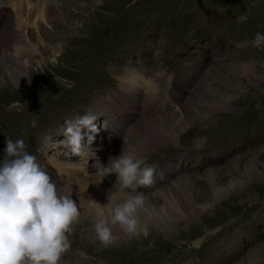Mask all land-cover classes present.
Listing matches in <instances>:
<instances>
[{
  "label": "rangeland",
  "instance_id": "374dc122",
  "mask_svg": "<svg viewBox=\"0 0 264 264\" xmlns=\"http://www.w3.org/2000/svg\"><path fill=\"white\" fill-rule=\"evenodd\" d=\"M46 4L50 16H61L53 24L63 35L71 37L77 23L84 29L69 38L71 45L68 39L64 45L54 37L52 42L60 45L55 55L51 53L55 44L38 42L34 62L26 68L12 57L15 43L7 44V51L0 46L13 72L30 71L20 86L0 85V163L10 138L22 139L41 165L51 157L69 166L55 177L50 175L58 194L71 196L80 210L68 234L71 246L59 264H264V45L252 44L257 32L264 34V0H46ZM25 9L23 19L30 20L34 11L29 14ZM11 14L0 11V39L17 33L16 16ZM42 25L45 34L47 23ZM34 29L29 23L24 26L29 34ZM43 57L52 63L43 61L45 65L38 67ZM246 61L251 62L239 67ZM45 66L53 75L39 74ZM135 69L139 70L135 76L157 81L160 99L149 110L141 95L136 110L125 106L120 114L110 96L121 95V77ZM52 79L56 86H47ZM224 80L241 86L234 91ZM227 92L235 94L233 107L211 111L210 102L220 101ZM107 99L104 103L109 106L100 109ZM152 110L162 114L166 127L173 122L177 141L148 147L155 123L151 128L143 126L141 118ZM89 112L102 120L95 122L99 133L86 152L89 168L76 170L72 163L78 159L69 157L59 141L65 139V121ZM204 113L206 119L200 117ZM112 117L116 122H111ZM124 147L156 169L154 183L137 189L150 194L152 202L137 213L139 234L129 235L118 224L110 225L116 241L105 247L94 231L97 217L90 199L97 202V198L78 180L84 182L86 173L96 171L94 152L103 153L101 165L107 166ZM211 170L213 178L207 176ZM59 175L62 181L57 180ZM104 175H109L104 181L111 188H118L117 174L103 168L90 177ZM105 215L110 218L107 211Z\"/></svg>",
  "mask_w": 264,
  "mask_h": 264
},
{
  "label": "clouds",
  "instance_id": "9594fccd",
  "mask_svg": "<svg viewBox=\"0 0 264 264\" xmlns=\"http://www.w3.org/2000/svg\"><path fill=\"white\" fill-rule=\"evenodd\" d=\"M252 44L257 48L264 45V34L257 32ZM98 119L89 112L65 121V139L59 143L73 155L81 156L85 136L90 145L95 139L93 134L99 131L95 123ZM35 124L33 121L32 126ZM4 152L6 157L0 163V264H59L71 246L68 234L80 217L78 205L71 196L58 194L57 184L37 157L26 150L22 139L8 138ZM97 164L101 165L99 161ZM101 167L107 173L117 174L116 187L132 190L115 204L110 190L106 206L90 199L97 217L96 238L107 247L116 241L110 225L118 224L129 235L140 233L137 213L144 206L145 197L137 189L154 183L156 169L144 158L126 152L125 147L119 156L110 157L108 165ZM105 208L112 209L110 218L106 217ZM143 231L147 236V229Z\"/></svg>",
  "mask_w": 264,
  "mask_h": 264
},
{
  "label": "bare ground",
  "instance_id": "6f19581e",
  "mask_svg": "<svg viewBox=\"0 0 264 264\" xmlns=\"http://www.w3.org/2000/svg\"><path fill=\"white\" fill-rule=\"evenodd\" d=\"M53 1H56V0H53ZM40 2L42 3V6L37 4L38 1L36 0H0V11H3V12H10V13H13L11 14V17L13 18L14 17L16 19V32H13L12 33V36L13 38H1L0 39V42L3 47V49L5 51L8 50V46L7 44H13L15 43V51L13 52V59H15L14 61L15 62H18V64L22 67H25L30 64L31 62H34L33 58L35 57L34 55H36V50H38V42H41L43 46H46V43L45 42H52L53 41V38L54 37H58L61 39L62 42H64V39H72L73 36H75L77 33L81 34L82 30L84 29V27H82L83 29L80 30L81 28V25L80 23H77L75 24V27L78 28L77 31L73 30V32H70V36L66 33L65 35L62 34V32H60L57 27L53 24V20L54 19H60L61 16H58V17H52L50 16L49 14L52 12V10H50L49 8H47V4H46V0H40ZM35 3V7L33 6ZM55 5V3H53ZM45 5V6H44ZM27 6V9H25L29 14L34 11V16L33 18H31L29 16V19L26 17L25 20L23 19L24 15H26L27 13L23 14V9L26 8ZM12 8L11 10L8 11V8ZM11 17H10V20H11ZM9 20V22H10ZM86 20V19H85ZM13 22V21H12ZM14 23V22H13ZM29 23V27L30 26H33L35 29L34 30H37L35 32H32V33H28L27 31L25 32L24 31V26L26 24ZM44 23H47V27H48V31L43 34L42 33V30H43V25L41 26V24H44ZM83 24V23H82ZM68 28L70 27L68 24H67ZM80 27V28H79ZM15 29V28H14ZM77 32V33H76ZM28 33V34H27ZM3 34H6V31L3 32L1 35ZM81 36V35H80ZM74 39V38H73ZM70 41V40H69ZM69 41H65L64 42V45L65 43H68ZM54 42V41H53ZM52 42V43H53ZM55 45L52 46V49L53 51H51V53L53 55H55L58 49V47H60V45H58L57 43H53ZM72 42L70 41L68 43V45H71ZM49 47V45H48ZM63 47V46H62ZM5 51H3L2 53H4ZM43 51V50H42ZM43 55V54H42ZM2 56H3V59H2ZM45 57V56H44ZM44 60H42L40 63H38V67H40V65L42 64L43 66L45 65V63L48 65V64H51L52 61H47L46 58H44ZM57 59V58H56ZM54 59L53 60V63H56V61H58L60 59V56L58 57V59L56 60ZM56 60V61H55ZM43 61H45V63H43ZM251 61H246V62H242V63H239L241 65H239V67L241 68H244L246 66H248L247 64L250 63ZM59 63V61H58ZM62 63V62H61ZM230 64V63H229ZM54 65V64H53ZM236 66V64H235ZM12 63L10 62L9 60V56L8 55H5V54H0V85L3 83V85H5L6 83H15L16 85L20 86L21 83H24L29 75H30V71H27V70H23V71H20L19 74H17V72H13L12 70ZM261 67V66H260ZM54 69V68H53ZM181 69V67H180ZM184 69V68H183ZM240 69V68H239ZM262 69V68H261ZM49 69H47V67L45 66L44 68H39V74H46L47 76H50L53 75V71H48ZM219 70V69H218ZM136 71H139L138 69H135V70H131L130 73L127 74V76H122L121 77V83L120 85L123 87V89H121L119 92L121 93V95L119 97H115L114 93L110 96V101H114L115 102V106L114 108L116 107V110L121 114L123 111H122V108H124L125 106H127L128 110H136L137 107H139V99H140V96L141 95H144L143 98H145V102L147 104V106L149 107V110L150 109H153V106L158 102V98H159V95L157 94L156 92V89H157V81L154 82V80L150 79V80H147L145 79L143 76L139 75L138 74V77L134 75V73ZM57 72V71H55ZM181 72V71H180ZM48 73V74H47ZM140 73H143L140 71ZM179 73V72H177ZM254 74H256L257 76H260L261 78L263 77L261 75V73L259 71H254L253 72ZM186 74V73H185ZM175 76V75H174ZM187 77V76H186ZM219 77V75H218ZM229 77V76H228ZM62 78V77H61ZM138 78V80H137ZM184 78V77H183ZM233 78V77H232ZM230 79V78H229ZM137 80V81H136ZM41 83L43 84L44 83V80L40 79ZM65 81V80H64ZM61 83V82H60ZM156 83V84H155ZM57 83H55V81L52 79V80H48L47 81V86H56ZM138 85H142V87L138 86ZM224 85H226L227 87H230L231 89H234V91H238L239 90V86L240 83L236 82L235 80H229V81H225L224 80ZM9 86V85H8ZM40 86V85H39ZM41 87V86H40ZM34 88V87H33ZM37 88V87H36ZM125 88L127 89V93L128 94H124L125 93ZM69 89V88H68ZM67 89V90H68ZM120 89V88H118ZM223 89V88H222ZM36 90V89H35ZM228 90V89H227ZM230 90V89H229ZM7 91V90H6ZM116 92V91H115ZM223 92V91H222ZM169 94V93H168ZM167 94V95H168ZM220 95V93L218 94ZM235 94H231V93H224V97H222L221 95L219 96L221 98L220 101H213V102H210V104L208 106H210V109L211 111L215 110V111H218V110H225V109H229V108H232L233 105L231 103L234 97ZM118 96V94H117ZM162 97V96H161ZM160 99V98H159ZM163 99V97H162ZM106 101H109V99L103 101L102 105L99 107L100 109H104L106 107L109 106V104H105L104 102ZM130 102H132L130 104ZM31 103V102H30ZM173 103V102H172ZM207 104V102H206ZM20 105V104H19ZM183 105H180V109H182ZM201 107H203V105H201ZM96 108V107H95ZM198 108V107H197ZM65 109V108H64ZM67 109H69L67 107ZM179 109V108H178ZM125 110V109H124ZM127 111V110H125ZM226 111V110H225ZM151 112V114H150ZM149 113H145L144 116H142V121H143V126H145V124L151 128L150 125H152V123L154 122L155 125H154V134H152V136H150L149 138V143H148V147L149 145H151L149 148L150 149H157L158 147H161L162 145L164 144H167L171 141H177V133H175L176 130V126L173 124L172 121H170V127H166V124H165V121H164V117L162 116V114L160 112H156L154 110L150 111ZM64 113V112H63ZM116 113V112H115ZM239 113V112H238ZM217 114V113H216ZM240 114V113H239ZM110 114L107 115V117H110L109 116ZM113 115V114H112ZM153 116V118H150V116ZM220 115V114H219ZM218 115V116H219ZM203 119H206L208 117V114L207 113H204V114H201V116ZM225 117V116H224ZM230 117V116H228ZM50 118V117H49ZM218 118V117H217ZM116 117H112V121L113 122H116L115 121ZM229 119V118H228ZM237 120V119H236ZM200 122V121H199ZM198 122V123H199ZM212 122V121H211ZM106 123V122H105ZM214 123V122H213ZM232 124V123H231ZM228 125V124H227ZM230 126V125H229ZM202 127V126H201ZM210 127V126H209ZM222 128V127H221ZM231 128V127H230ZM218 129V128H217ZM225 129V127H224ZM211 130V129H210ZM219 131V130H217ZM202 132V131H200ZM203 133V132H202ZM207 133V132H206ZM213 133V132H212ZM216 133V132H214ZM213 133V134H214ZM207 135V134H206ZM209 135V134H208ZM219 135V134H218ZM214 137V135H213ZM216 138V137H215ZM218 138V137H217ZM198 140V139H197ZM205 140V139H204ZM84 142H88L87 141V136H85V140ZM57 143V142H56ZM198 144L201 143L200 140L197 141ZM92 146V144H90ZM50 146H47L46 148H49ZM88 147V146H87ZM93 147V146H92ZM96 147H99V146H96ZM62 150V149H61ZM60 150V151H61ZM55 152V151H54ZM52 152V153H54ZM100 151H96L94 153L95 156H96V159H95V162H94V167L95 165L97 164V161L100 162L101 164V161L103 160L102 157L99 156V153ZM66 155V154H64ZM84 156L86 157L85 160L83 162H77V163H72L74 165V168L77 170L78 168H89V165H88V157L86 155V153H84ZM56 160V159H55ZM104 162V161H103ZM66 163V162H65ZM68 163V162H67ZM62 164L61 163H58V162H55L50 158H46L45 157V160H43L42 162V166L45 167L49 173V175H53L54 177L56 176L57 173H59L61 170H63L64 168H69V166H61ZM98 167L96 169V171H92V172H88L86 173L85 175L89 176V177H86L84 179V182L83 180L80 178V180H82V182L80 183V181L78 180L80 186L82 188H89L91 193H93L94 197L97 198V203L99 202V204H101L102 206H106L108 203H109V195H110V190H111V195H112V199H113V203H119L121 201V199H125L126 196L128 194H130L132 192L131 189H128L127 191H123L121 190V192L117 191L119 188H111L105 181L104 179L106 177H109V175H104L101 179H98V178H95V177H90V175L92 173H99L101 170H102V167H100L99 164H97ZM79 166V167H78ZM214 170H211L207 173V176L208 177H214L212 175V172ZM83 172H81L82 174ZM215 173V172H214ZM84 174V173H83ZM79 175V173H75V177ZM218 173L216 172L215 173V176L218 177ZM55 179V178H54ZM53 179V180H54ZM117 179V178H116ZM57 180H60L62 181L61 179V175H59L57 177ZM99 181V184L96 185V182ZM74 185L71 186V188H73ZM149 196L150 194H144V197H145V203H144V206H149L151 204V200L149 199ZM100 199V200H99ZM122 200V201H123ZM89 201V200H88ZM188 202H190V200H188ZM105 211H107V214L108 216L110 217V214L112 212V209L111 208H105ZM178 216L180 217V215L178 213H175V216ZM176 216V217H177ZM199 230V229H198ZM197 233V232H196ZM194 238V237H193ZM161 239V238H160ZM200 239V238H198ZM192 240V239H191ZM188 242V241H187ZM193 242V241H192ZM196 242V241H195ZM201 242V239L200 241ZM120 243V242H119ZM159 243V242H158ZM160 244V243H159ZM191 244V243H190ZM199 245V244H198ZM223 245V244H222ZM185 246V245H184ZM189 248V247H188ZM198 248V247H197ZM212 248V247H211ZM219 248V247H218ZM164 252V251H163ZM188 252V251H186ZM162 255V254H161ZM177 256V255H176ZM182 257V256H181ZM213 259V258H212ZM185 260V259H184ZM174 261V260H173ZM170 263H172L170 261ZM169 263V264H170ZM177 264V263H176Z\"/></svg>",
  "mask_w": 264,
  "mask_h": 264
}]
</instances>
